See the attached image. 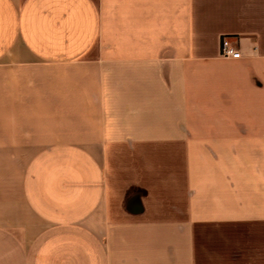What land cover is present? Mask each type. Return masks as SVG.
<instances>
[{
    "label": "crops",
    "instance_id": "crops-1",
    "mask_svg": "<svg viewBox=\"0 0 264 264\" xmlns=\"http://www.w3.org/2000/svg\"><path fill=\"white\" fill-rule=\"evenodd\" d=\"M0 264H264V0H0Z\"/></svg>",
    "mask_w": 264,
    "mask_h": 264
},
{
    "label": "built area",
    "instance_id": "built-area-1",
    "mask_svg": "<svg viewBox=\"0 0 264 264\" xmlns=\"http://www.w3.org/2000/svg\"><path fill=\"white\" fill-rule=\"evenodd\" d=\"M221 48V54L224 58L238 59L241 57V53L235 47L232 46L228 39L222 42Z\"/></svg>",
    "mask_w": 264,
    "mask_h": 264
}]
</instances>
